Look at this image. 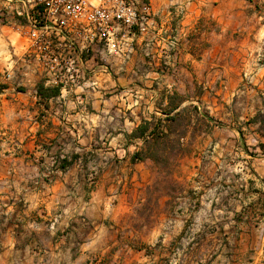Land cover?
I'll return each mask as SVG.
<instances>
[{
  "label": "crops",
  "instance_id": "0c3cea01",
  "mask_svg": "<svg viewBox=\"0 0 264 264\" xmlns=\"http://www.w3.org/2000/svg\"><path fill=\"white\" fill-rule=\"evenodd\" d=\"M182 1L82 101L0 68V264H264V0Z\"/></svg>",
  "mask_w": 264,
  "mask_h": 264
},
{
  "label": "built area",
  "instance_id": "2783aa9c",
  "mask_svg": "<svg viewBox=\"0 0 264 264\" xmlns=\"http://www.w3.org/2000/svg\"><path fill=\"white\" fill-rule=\"evenodd\" d=\"M175 18L181 19L182 0H171ZM149 0H0V28L4 49L0 68L4 80L16 86L24 78L34 82L38 98L82 101L88 90H106L111 64H125L144 38L159 22L152 18ZM167 55L175 63L180 40L174 29L166 31ZM145 56L155 42L144 39ZM171 63H163L164 71ZM38 85L56 90L43 97ZM60 157H50L49 165L33 181L50 179Z\"/></svg>",
  "mask_w": 264,
  "mask_h": 264
},
{
  "label": "rangeland",
  "instance_id": "374dc122",
  "mask_svg": "<svg viewBox=\"0 0 264 264\" xmlns=\"http://www.w3.org/2000/svg\"><path fill=\"white\" fill-rule=\"evenodd\" d=\"M4 49V43H3V37L0 34V51ZM210 150H206L205 154H209ZM162 170H164V177L167 178V180H170V175L172 174V169L174 168V166H169V165H161L160 166ZM168 187L171 189H176V184L174 183H168ZM176 193L177 192H170V194L173 196L172 202L173 204L178 203V199H176ZM191 195V194H190Z\"/></svg>",
  "mask_w": 264,
  "mask_h": 264
},
{
  "label": "trees",
  "instance_id": "16d2710c",
  "mask_svg": "<svg viewBox=\"0 0 264 264\" xmlns=\"http://www.w3.org/2000/svg\"><path fill=\"white\" fill-rule=\"evenodd\" d=\"M38 92L43 96V97H49V96H52V95H55L56 94V90L55 89H51V88H43L41 85H38ZM157 137V136H156ZM157 139V138H156ZM137 156V155H134V157ZM67 165V162L65 159H62L60 162H59V167L60 168H65Z\"/></svg>",
  "mask_w": 264,
  "mask_h": 264
}]
</instances>
